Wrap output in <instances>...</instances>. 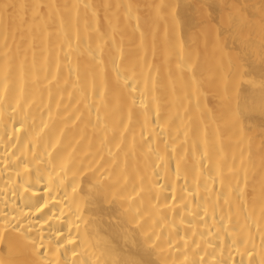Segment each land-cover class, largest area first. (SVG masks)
<instances>
[{
    "label": "bare ground",
    "instance_id": "6f19581e",
    "mask_svg": "<svg viewBox=\"0 0 264 264\" xmlns=\"http://www.w3.org/2000/svg\"><path fill=\"white\" fill-rule=\"evenodd\" d=\"M0 264H264V0H0Z\"/></svg>",
    "mask_w": 264,
    "mask_h": 264
}]
</instances>
